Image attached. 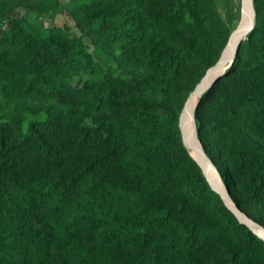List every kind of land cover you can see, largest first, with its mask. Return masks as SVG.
Here are the masks:
<instances>
[{"label": "trees", "instance_id": "obj_1", "mask_svg": "<svg viewBox=\"0 0 264 264\" xmlns=\"http://www.w3.org/2000/svg\"><path fill=\"white\" fill-rule=\"evenodd\" d=\"M254 6L195 123L264 226V0ZM231 34L217 0H0V264H264V241L211 189L179 126Z\"/></svg>", "mask_w": 264, "mask_h": 264}, {"label": "water", "instance_id": "obj_2", "mask_svg": "<svg viewBox=\"0 0 264 264\" xmlns=\"http://www.w3.org/2000/svg\"><path fill=\"white\" fill-rule=\"evenodd\" d=\"M221 2L222 0H217L219 11L221 9ZM255 24L256 10L254 0H245V9L241 15L240 26L232 32L230 40L223 50L218 62L207 71L205 76L189 95L180 114L179 126L185 146L202 169L211 189L220 196L225 206L234 214L241 225L246 226L264 241V226L252 219L249 214L244 212L235 202L230 193L229 187L225 184L217 167L205 152L203 144L198 136V130L195 123V110L201 97L215 82L223 77L227 70L233 65L243 42L254 30Z\"/></svg>", "mask_w": 264, "mask_h": 264}, {"label": "rangeland", "instance_id": "obj_3", "mask_svg": "<svg viewBox=\"0 0 264 264\" xmlns=\"http://www.w3.org/2000/svg\"><path fill=\"white\" fill-rule=\"evenodd\" d=\"M236 2L237 0H222L221 2V16H223L224 20L227 21L230 25L233 22L234 23V19H239L240 14H238L237 18L234 17L235 14V7H236ZM233 9V11H232ZM58 23L63 24V23H69V25L73 26V22L66 18V17H61L58 19ZM233 23H232V32L235 31V29H233ZM75 32L77 33V31L75 30ZM119 74V72H118Z\"/></svg>", "mask_w": 264, "mask_h": 264}, {"label": "bare ground", "instance_id": "obj_4", "mask_svg": "<svg viewBox=\"0 0 264 264\" xmlns=\"http://www.w3.org/2000/svg\"><path fill=\"white\" fill-rule=\"evenodd\" d=\"M244 9H245V0H237L234 17L237 18L238 14H240V17H239L238 20L234 19L233 29H235V28L240 26V24H241V15L243 14Z\"/></svg>", "mask_w": 264, "mask_h": 264}]
</instances>
